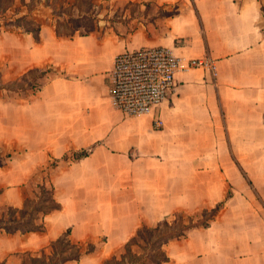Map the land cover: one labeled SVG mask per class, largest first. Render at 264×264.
I'll return each instance as SVG.
<instances>
[{"label":"crops","instance_id":"1","mask_svg":"<svg viewBox=\"0 0 264 264\" xmlns=\"http://www.w3.org/2000/svg\"><path fill=\"white\" fill-rule=\"evenodd\" d=\"M122 1L177 5L178 13L150 23L156 33L141 23L127 35L62 38L52 18L40 22L38 42L19 30L0 33L34 40L40 53L48 52L46 63L61 71L24 99L23 136L0 137L24 149L22 156L8 152L11 158L0 168V220L7 207L24 208L28 181L38 169L50 168L43 184L54 187L60 208L44 216L43 232L0 229V264H27L67 230L72 242L97 249L66 264H100L97 251L122 249L143 224L167 214L217 204L227 187L232 196L222 211L246 187L264 205V0ZM142 47L168 48L182 67L167 101L151 114L128 117L113 104L110 74L117 55ZM196 58L210 59L216 76L187 68ZM158 118L160 129L154 127ZM83 151L86 157L73 159ZM250 219L263 220V214L252 212ZM211 226L202 228L203 236ZM195 231L167 252L173 243L186 246ZM251 240L246 249L264 247V231L262 244Z\"/></svg>","mask_w":264,"mask_h":264},{"label":"rangeland","instance_id":"2","mask_svg":"<svg viewBox=\"0 0 264 264\" xmlns=\"http://www.w3.org/2000/svg\"><path fill=\"white\" fill-rule=\"evenodd\" d=\"M101 1L95 0L94 11L97 10L96 5ZM127 3L122 0H111V3L103 2L106 9L100 12L101 20L96 22L95 34L103 35L109 32L127 35L130 30L141 23L146 24L148 29L156 33L154 26L150 23H153L155 19L164 18L168 13H178L177 5L163 7L154 2L147 3V6H141L143 4L139 2H133L136 5ZM50 18H52L51 13L47 9H40L34 17L41 23L50 22ZM81 31L84 32V29ZM19 34L9 32L0 34V85L6 88L0 91V137L7 140L22 137L24 134L21 124V106L24 99H28L55 74L61 76V71L54 68L51 63H46L48 52L43 50L40 53L34 40ZM40 54L43 56L44 63L40 61ZM8 152L15 156H22L24 149L22 145L0 141V157L5 158ZM51 163L57 164V160H52ZM49 169L34 171L28 181L29 200H34L42 207H45L47 203L38 199L40 186L46 182ZM231 191H233L232 187L226 188V193ZM217 204H194L186 212L190 215L200 214L202 209H212ZM252 212L262 213L263 220L250 219ZM239 215L242 216L239 217ZM164 217L171 218L172 213ZM211 225V230L206 236H203L202 228L197 229L194 237H191L184 247L173 243L168 248L169 264H264L263 245L251 251L246 249L245 244L251 239L262 244L260 241L264 231V205L255 191L249 187H246L242 194L238 191L235 201L227 204ZM201 240L206 241L207 245L199 247ZM98 244L100 245L101 241ZM120 249L121 247L115 252L97 251V258L101 259L100 264L118 254L122 250ZM28 263L30 264L29 261Z\"/></svg>","mask_w":264,"mask_h":264},{"label":"trees","instance_id":"3","mask_svg":"<svg viewBox=\"0 0 264 264\" xmlns=\"http://www.w3.org/2000/svg\"><path fill=\"white\" fill-rule=\"evenodd\" d=\"M94 2L95 0H0V33L19 30L31 34L38 42L42 24L34 19L33 15L40 9H47L51 13L58 37L86 36L95 32L96 22L101 20L100 12L106 9L103 2L111 3V0H102L96 5V11L93 8ZM127 4L135 3L128 2ZM167 15L175 14L168 13ZM82 29L84 32L81 31ZM3 89L6 88L0 85V90ZM87 155L88 152L83 151L75 154L73 159L79 160ZM6 158L10 159L11 154L6 155L5 158L0 157V168L4 166ZM67 159V156L64 157V160ZM55 166L56 163L51 164L52 168ZM53 193V186L48 189L43 184L40 186L38 199L47 203L45 207L29 199L26 200L23 209L7 207L6 215L0 220V229L8 234L43 232L45 229L42 223L44 216L60 208L53 198ZM231 196V192H228L223 201L212 209H203L200 214L190 215L178 212L155 225L143 224L118 254L106 259L102 264H164L169 262L167 247L172 242L186 239L195 229L209 228ZM69 236L70 230H67L51 242L47 249L41 250L37 256H30V264L80 262L96 251V245L90 242L75 243L70 240Z\"/></svg>","mask_w":264,"mask_h":264},{"label":"built area","instance_id":"4","mask_svg":"<svg viewBox=\"0 0 264 264\" xmlns=\"http://www.w3.org/2000/svg\"><path fill=\"white\" fill-rule=\"evenodd\" d=\"M181 67V59L165 47H142L117 55L110 74L114 106L128 117L153 113L174 92ZM187 68H203L216 76L208 58L191 59ZM154 127L162 128L163 121L155 119Z\"/></svg>","mask_w":264,"mask_h":264}]
</instances>
